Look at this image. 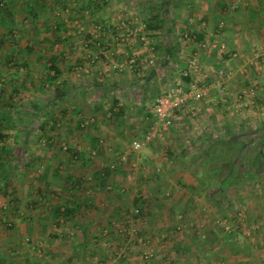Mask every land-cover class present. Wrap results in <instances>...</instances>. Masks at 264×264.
I'll list each match as a JSON object with an SVG mask.
<instances>
[{
  "label": "rangeland",
  "instance_id": "obj_1",
  "mask_svg": "<svg viewBox=\"0 0 264 264\" xmlns=\"http://www.w3.org/2000/svg\"><path fill=\"white\" fill-rule=\"evenodd\" d=\"M240 1L228 0L227 4L224 3L225 11H236ZM26 4H31L37 14L33 15ZM0 5L2 130L11 137L20 132L21 136L17 137L21 142L24 137L27 138V144L20 142L16 145L22 151L14 160V170L35 168V174H40L49 169L65 183L70 171L98 168L113 176L104 184L106 193H115L112 183L115 175L128 179V184L122 186L124 191L117 194L125 198L126 204L118 210L105 207L103 214H108V221L112 224L99 228L100 237L95 242L100 243V248L112 247L111 256L122 261L129 254L126 243L144 245L146 249L139 255L141 263L153 264L155 252L149 248L150 241L141 229L150 212L148 205H144L145 200L154 197L158 201L167 199L169 194H166V189L183 182L179 173L184 170L212 166L229 168L226 161L230 159V144L225 142L227 138L236 137L243 150L234 167L229 168L230 175L221 176L227 187L212 192L215 201L211 206L215 208L213 212L217 221L214 224L221 229L219 243L227 244L230 250L237 249L236 254H240L223 264H264V257L258 254L260 245L264 247V241H258L256 218L264 215V48L257 52V63L246 62L241 72H237L240 78L236 82L239 84L230 86V100L221 97L222 104L226 108L229 106L223 109L222 116H211L201 111L195 115H179L163 138L133 153L128 152L130 142L146 131L151 118L148 109L153 98L178 80L183 67L181 62L194 55L185 54L191 51L189 43H218L215 40L211 42L209 36L201 41L197 38L199 30L206 35L214 30L207 21L193 13V1L0 0ZM186 18L189 26L182 21ZM220 25L223 27L224 21ZM183 33H188L193 40L183 38ZM144 41L153 43L154 49L144 48L141 44ZM68 43H76V47L70 50ZM106 43H112V46L118 44L120 49L116 52L112 48L107 52ZM155 43L164 45L159 49ZM168 43H183L180 49L182 58L169 54ZM101 51L103 54H100ZM54 53L59 56L58 67L62 72L52 81L53 72L48 63ZM118 55L123 56L117 59ZM74 57L80 62L71 71L68 70V62ZM95 57L91 62V58ZM133 57L151 58L153 63L143 64L138 71L132 70L129 60ZM111 62L123 63L121 71L114 68ZM115 71L123 75V78L119 75L120 82H114ZM230 71L231 80L236 77V72L233 69ZM209 83L206 82V86ZM14 90L17 92L12 94ZM218 91L223 94L225 89L219 88ZM119 102L126 109L120 111ZM72 106L75 110L70 112ZM217 108L222 110L220 106ZM68 116H71L70 123H77L70 132ZM119 127L122 129L117 130ZM23 131L28 133L25 135ZM92 133L102 134V142L86 144L81 141L82 137L86 139ZM48 140L52 142L49 144ZM32 146L41 153L48 151L52 157L46 159L48 155L44 154L42 160H30ZM5 163L0 161V217H5L8 222V217L20 220L25 213L18 203L23 197L17 198L11 192L10 198L3 199ZM200 178L202 183L211 182V176L207 174ZM157 186V191H152ZM5 189L8 192L11 190ZM36 189V199L43 203L47 212H50L49 207L54 201L62 199L58 188L44 194H39ZM202 194L207 195L205 192ZM134 197L139 199L141 207L132 203ZM3 205H7V209H3ZM136 208H139V213L134 212ZM12 225H6L5 221L2 223L6 230H10ZM51 228H59L61 233L70 231L73 236L83 230L80 225L69 224L67 215H58ZM180 229L175 228L177 232ZM234 232L237 234L234 235ZM110 233H115L118 238L106 239L105 236ZM235 236L238 238L234 240ZM73 241L68 239V243H63L70 246ZM23 242L38 254L44 253V240L34 241L25 234ZM147 252L153 253L150 261L144 259ZM243 257L246 262H243Z\"/></svg>",
  "mask_w": 264,
  "mask_h": 264
},
{
  "label": "crops",
  "instance_id": "obj_2",
  "mask_svg": "<svg viewBox=\"0 0 264 264\" xmlns=\"http://www.w3.org/2000/svg\"><path fill=\"white\" fill-rule=\"evenodd\" d=\"M165 1L169 2V0ZM190 1H193V13L198 18L202 17L204 21H207L209 27L214 30L208 35L199 30L197 31V38L201 41L209 36L211 42L215 40L218 43H189L191 51L188 50L185 54L193 53L198 55L206 71L222 68L227 70L233 69L236 72L235 78L225 80L223 84L225 92L223 94L219 93L218 87L210 86L207 96L200 103V111L202 113H210L211 116H222L221 114L224 113L223 109L226 107L222 104L223 99L221 97L224 96L230 100V86L236 87L239 84L236 82L238 81L237 78H240L237 72H241V67L246 62L255 63L257 61L255 59L259 54L257 52L261 48H264V0H241L239 8L234 12L225 11L224 3L226 2L227 4L228 0ZM175 6L178 8V5ZM33 12L34 15L37 14L35 10ZM182 21L185 25L189 26L190 23L187 18ZM223 21L225 25L222 27L220 22ZM106 44L104 47H107V52L112 51V48L116 52L120 49L118 44L116 46H112V43ZM155 44H157L156 47L159 49L164 45V43ZM182 44L168 43V47L171 49L169 54L182 58L181 55L183 53L180 50L182 49ZM68 46L72 50L76 47V43H68ZM122 56L118 55L117 59ZM58 57L56 53H54V56H51L57 67L59 66ZM76 60L77 57H74L73 61L68 62V70L72 71L74 66L80 62ZM185 63L186 61L181 62L183 65ZM48 64L50 65V60ZM102 64L105 65V63ZM112 64L114 68L121 71L123 63L114 62ZM141 66L138 63L130 67L132 70L137 69L138 71ZM58 68L61 71V68ZM249 68L251 69L253 66H249ZM119 71H115L114 82H120L119 75L121 76L120 78H123V75ZM155 75L154 77H156ZM211 81L212 79L209 76L207 82ZM116 84L114 83V85ZM56 86L58 87L59 85ZM72 86L71 83L70 87ZM60 92H63V90L61 91L60 89ZM12 94H15V92ZM118 104L120 105V111L126 109L121 102ZM218 106L222 108L221 111H218ZM70 108H72L69 110L70 112L75 110L74 106ZM182 114L184 113H179L176 117ZM70 118L71 116H68V132L73 131V127L77 124L75 123L76 121L70 123ZM76 119L79 120L78 118ZM150 120L147 123L148 125ZM2 127L3 121L0 120V161H6L5 170L2 174L4 175L2 178L5 179L2 182V196H5L3 199H8L11 192H13V195L17 198L23 197V199L18 200V203L28 219L22 216L20 218L22 223H20L19 219H10V217L6 216L9 218L8 222H12L14 225H12L10 230H6L2 227L4 221L5 224L7 223L6 218L0 217V264H142L141 262L143 261H141L139 255L140 252L146 249L144 245H137L133 242L126 243L128 247L126 246L125 248L128 249L129 254L125 261H122L118 257L114 258L115 256H111L112 247L109 249L100 248V243L95 242L100 237L99 228L106 224H112V222L109 223L108 221L110 220L108 214H103L105 207L118 210L126 204L125 198L117 194H120L123 190L122 186L128 184V179L123 178L119 174L115 175L114 181H112L115 185V193H106L104 191V184L108 180L111 181L113 179V176L106 170L98 168H90L86 171L75 169V171L73 170L68 173L65 180L68 183H64L58 175L51 170L49 171V169L40 174H35V168H31V171H24L23 169L14 170V160L18 159L17 155L20 156V152L22 151L21 148L16 147L21 142L19 140L21 135L19 136L20 132H16L11 137V135L3 133ZM120 129L122 128L119 127L117 130ZM24 132L25 135L28 133L26 131L22 133ZM92 134L87 135L86 139L82 137L81 141L83 140V143L86 144L102 142L100 139L102 134ZM26 139L24 137L21 143L27 144ZM51 140L53 139L51 138ZM51 140H48L47 143L50 144ZM114 140H117V138H114ZM74 141H77V138H74ZM44 154L48 155L46 159L52 157V154L50 155L48 151L41 153L32 146L30 160H42ZM206 174L211 176V182L202 183L200 177ZM179 175L183 176V182L169 186L166 189V194H169L167 199L158 201L154 197V199L150 198L149 201L145 200L144 203V205H148V211L150 210V212L141 229L144 237L150 241L149 248L155 252V262L153 264H209V262L210 264H223V262H229L235 257L240 256V254H236L237 249L233 251L228 248L227 244L224 246L219 243L222 233L221 229L219 230V227H216L214 224L217 222L216 213L213 212L215 208L211 206L215 201V198H213L215 194L212 195V192L215 193L220 188L227 187L221 176L230 175V169L217 168L215 166L204 169L190 168L179 173ZM90 178L91 180H89ZM5 187L11 190L8 192ZM35 188H38L36 190H39V194L51 192L58 188L57 191L62 192V199L54 201L53 205L49 207L50 212H47L46 207L42 206L43 203H39V200L36 199ZM157 189L158 186L153 187L152 191H157ZM203 192L207 193L208 196H203ZM204 197L205 200H203ZM136 199L138 200L137 203ZM210 199L212 203L209 201ZM132 203L141 207V202L136 197L133 198ZM58 207L61 210L64 208L70 209V212L66 214L68 223L76 226L80 225L83 229L80 234L73 236L70 231L68 233H61V229L51 228V223L57 220L58 215L55 214L54 209ZM256 218L259 225L257 238L261 242L264 241V215L261 214ZM175 228H181V231L177 232ZM228 233L230 234V231ZM25 234L29 235L34 241L42 239L46 242L42 255L33 249L31 250L28 245H25L23 242ZM233 234L236 235L237 233L234 232ZM225 236L228 237V235ZM113 237L118 238L115 233L105 236L106 239H112ZM237 238L235 236L234 240ZM68 239L74 240L70 246L67 244ZM64 241L67 243H63ZM262 246L260 245L258 254L264 257V247ZM241 255L243 256L244 254ZM242 260L246 262V258L243 257Z\"/></svg>",
  "mask_w": 264,
  "mask_h": 264
},
{
  "label": "built area",
  "instance_id": "obj_3",
  "mask_svg": "<svg viewBox=\"0 0 264 264\" xmlns=\"http://www.w3.org/2000/svg\"><path fill=\"white\" fill-rule=\"evenodd\" d=\"M186 40H193L188 33L182 34ZM145 40L144 37L141 38ZM144 48L154 49L153 43H141ZM204 46V45H202ZM103 54V51L100 54ZM95 58H91V62ZM152 64L153 60L133 57L129 60L130 66L137 64ZM81 68V67H79ZM82 69V68H81ZM88 71L87 68L83 69ZM212 81L206 86L208 77ZM232 76V72L227 69L216 68L212 71H206L203 64L197 55H193L186 60V63L180 69L178 80L170 87L163 89L152 100L148 112L150 114V123L146 131L139 137L134 138L130 145L128 152L137 153L145 148L154 140L161 139L172 127L176 116L179 113L195 115L200 111V103L206 96L207 90L210 86L223 88V83L226 79ZM185 81V82H184ZM65 150L66 147H63ZM3 209H7V205H3ZM139 208L134 209L135 213H139ZM6 225L11 226V222ZM153 253L147 252L144 259L150 261Z\"/></svg>",
  "mask_w": 264,
  "mask_h": 264
},
{
  "label": "trees",
  "instance_id": "obj_4",
  "mask_svg": "<svg viewBox=\"0 0 264 264\" xmlns=\"http://www.w3.org/2000/svg\"><path fill=\"white\" fill-rule=\"evenodd\" d=\"M37 1H41V0H37ZM1 6V5H0ZM27 8L29 9V11H34V7L29 4L27 5ZM0 10H2V8L0 7ZM34 15V12H33ZM147 25L151 26L150 23H147ZM9 31L12 32L11 29H9ZM49 69L52 70L53 75H52V81H55L57 79V77L60 75L61 71L60 69L54 64L53 59H50V65H49ZM15 93L17 92V90L14 91ZM1 136V134H0ZM226 144H230V159H227L226 161V165L232 169V167H234V164L237 160H239V156L240 153L243 150V145L238 141V138L234 137L232 139H230L229 141L225 142ZM138 202V200L136 199V203ZM140 208V207H139ZM54 212L56 215H66L70 212V209L64 208L63 210L60 209V207L55 208Z\"/></svg>",
  "mask_w": 264,
  "mask_h": 264
}]
</instances>
